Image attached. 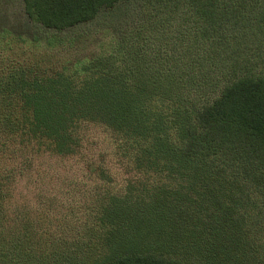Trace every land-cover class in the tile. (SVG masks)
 Returning <instances> with one entry per match:
<instances>
[{
  "label": "trees",
  "instance_id": "1",
  "mask_svg": "<svg viewBox=\"0 0 264 264\" xmlns=\"http://www.w3.org/2000/svg\"><path fill=\"white\" fill-rule=\"evenodd\" d=\"M130 1L22 0L58 32ZM140 1L91 58L0 30V264H264V0Z\"/></svg>",
  "mask_w": 264,
  "mask_h": 264
},
{
  "label": "rangeland",
  "instance_id": "2",
  "mask_svg": "<svg viewBox=\"0 0 264 264\" xmlns=\"http://www.w3.org/2000/svg\"><path fill=\"white\" fill-rule=\"evenodd\" d=\"M142 17L141 1L133 0L103 9L91 22L58 32L29 21L22 0H0V30L8 29L32 39L36 47L73 61L108 51L111 44L137 25ZM29 180L34 178L21 180L19 193L21 201L24 198L27 205L35 207L37 187Z\"/></svg>",
  "mask_w": 264,
  "mask_h": 264
}]
</instances>
